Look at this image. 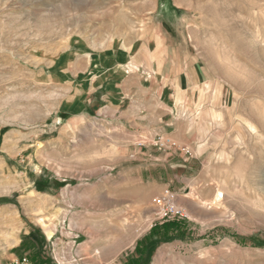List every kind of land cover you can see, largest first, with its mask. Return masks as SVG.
<instances>
[{
  "label": "rangeland",
  "instance_id": "374dc122",
  "mask_svg": "<svg viewBox=\"0 0 264 264\" xmlns=\"http://www.w3.org/2000/svg\"><path fill=\"white\" fill-rule=\"evenodd\" d=\"M146 44L150 75L199 74L200 108L153 99L147 136L70 109L71 50ZM0 264H264V0H0Z\"/></svg>",
  "mask_w": 264,
  "mask_h": 264
},
{
  "label": "crops",
  "instance_id": "0c3cea01",
  "mask_svg": "<svg viewBox=\"0 0 264 264\" xmlns=\"http://www.w3.org/2000/svg\"><path fill=\"white\" fill-rule=\"evenodd\" d=\"M144 46L142 47L140 45L134 51H131L132 47L127 48L125 46H119V48H123L129 53V58L135 57L133 61L136 63L135 68H129L126 72L122 73L119 71L109 72L103 70L105 67L100 64L99 67L102 68L103 71L99 70L95 73L92 67L94 62L89 60L86 55L87 52L90 53L95 50H71V56L65 59L64 64L60 68V72L64 75V81L71 84V90L72 84H77L76 93L68 104L70 109L74 110L71 104L76 98L79 102V109L74 110L76 114L78 112L82 115H88L92 112L93 107H97L95 114H98L99 117L105 119L109 118L112 123H121L124 126H128L130 130L132 129V131L136 133H142L147 136L149 132L152 131H167L164 127H152L150 123H143L146 119L148 122V117L152 113L151 102L153 99H155L156 103L155 111L162 116L167 113L173 114L174 111L180 112L184 109L193 110L195 108H200V104L204 99L202 101L200 99V91L198 89L200 83L198 82H200L201 79L198 78L199 74L195 70H191L190 67L180 66L177 64L176 59L173 58L174 61L171 63L168 70V72H170L169 76L171 77L168 78L164 76L165 74L163 75L164 63L166 62L164 58V60L162 59L160 61L162 64L160 63L158 68H154L155 75H150L152 63L151 60L150 62L146 61L144 57L146 54H149V52L152 53V50L146 49L148 48L147 44ZM116 49L117 48L113 46L112 48L107 47L104 50L107 52H114ZM147 50L149 52H146ZM130 61L132 60L130 59ZM143 66L144 70L150 68L147 72V79L146 75L141 72L142 75L138 70L143 68ZM49 75L51 78L53 77L50 71ZM134 76L139 79L137 84L133 82ZM53 79L56 78L53 77ZM184 81L185 83H183ZM154 85H156L157 90L152 92ZM136 86L143 91L142 94H136L140 91L136 90ZM168 89L172 91L169 93ZM160 114L157 116H160ZM196 129L197 128H193V126L186 128L183 132L187 133L184 134V139L182 140L180 139L177 128L173 127L172 131L167 134L168 137L161 138L171 140V142H175L179 146H186L188 145L186 143L189 141L186 135L188 132ZM172 138L178 139V141Z\"/></svg>",
  "mask_w": 264,
  "mask_h": 264
},
{
  "label": "bare ground",
  "instance_id": "6f19581e",
  "mask_svg": "<svg viewBox=\"0 0 264 264\" xmlns=\"http://www.w3.org/2000/svg\"><path fill=\"white\" fill-rule=\"evenodd\" d=\"M154 39H155L154 42L156 43V45L160 46L161 45L160 38L154 37ZM125 56H126V59H125ZM88 58L91 61H93V58H97V59L99 58V60H97V62L93 63V66H92L93 69H94L93 71L95 73H97V71H99V70H102V68L99 67V64L101 66L105 67L103 70H106V71H109V72L119 71L120 73L126 72L129 68H135V66H136V64L133 61V58H129V53H127V55H126V50L124 51L123 48H119V47L114 52H106V51H104V52H100L99 56L96 55V56L93 57V56L89 55ZM130 59L132 61H130ZM137 68H138V66H137ZM103 74H104V72H103ZM164 140H166V139H162L161 138V142L162 143H163ZM219 195H221V194L219 193ZM219 195H217L216 198L219 199ZM77 197H79V196H77ZM159 197H161V196H159ZM188 206L190 207V205H188ZM74 227H75V225H74ZM128 244H130V243H128Z\"/></svg>",
  "mask_w": 264,
  "mask_h": 264
},
{
  "label": "built area",
  "instance_id": "2783aa9c",
  "mask_svg": "<svg viewBox=\"0 0 264 264\" xmlns=\"http://www.w3.org/2000/svg\"><path fill=\"white\" fill-rule=\"evenodd\" d=\"M160 145H173L169 140H164L163 143L161 142ZM173 194L165 191L164 195L161 197H155L153 199V202L155 206L158 208V214L159 218L166 220V219H174V218H179L182 216V211L175 206L172 205V199H173ZM163 221H159L156 223H161ZM154 223L153 225H155Z\"/></svg>",
  "mask_w": 264,
  "mask_h": 264
},
{
  "label": "trees",
  "instance_id": "16d2710c",
  "mask_svg": "<svg viewBox=\"0 0 264 264\" xmlns=\"http://www.w3.org/2000/svg\"><path fill=\"white\" fill-rule=\"evenodd\" d=\"M158 226H160V223H156L155 225H153V226L151 227V230L157 228Z\"/></svg>",
  "mask_w": 264,
  "mask_h": 264
}]
</instances>
